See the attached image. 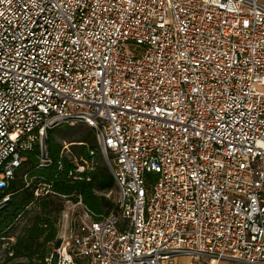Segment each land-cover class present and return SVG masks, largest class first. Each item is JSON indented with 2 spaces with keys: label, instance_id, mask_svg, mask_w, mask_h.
<instances>
[{
  "label": "built area",
  "instance_id": "built-area-1",
  "mask_svg": "<svg viewBox=\"0 0 264 264\" xmlns=\"http://www.w3.org/2000/svg\"><path fill=\"white\" fill-rule=\"evenodd\" d=\"M258 88L264 0H0V190L35 145L53 164L49 131L84 125L117 212L38 184L64 200L45 264H264ZM74 146L73 182L96 168Z\"/></svg>",
  "mask_w": 264,
  "mask_h": 264
},
{
  "label": "trees",
  "instance_id": "trees-1",
  "mask_svg": "<svg viewBox=\"0 0 264 264\" xmlns=\"http://www.w3.org/2000/svg\"><path fill=\"white\" fill-rule=\"evenodd\" d=\"M53 133L54 130L49 131L45 140L53 164L46 169L35 168L39 152L38 145H35L31 151L24 154L26 160L16 170L8 187L0 190V201L6 196L9 197V201L0 209V251L6 244L1 251L2 264H45V259L52 253L58 237L57 224L62 205L50 195L35 198L33 193L38 184L50 185L51 191L61 196H80L86 208L97 216L117 212L116 204L112 205L97 195V191L114 188L108 168L96 167L92 172H86L80 181L69 180L68 173L72 166L66 159L60 158L61 147L55 144ZM86 144L78 145L80 147L77 154L89 161V150L94 147L88 148ZM58 162L62 165L61 169ZM25 175L35 183L25 187ZM14 230L18 233L12 236Z\"/></svg>",
  "mask_w": 264,
  "mask_h": 264
},
{
  "label": "rangeland",
  "instance_id": "rangeland-1",
  "mask_svg": "<svg viewBox=\"0 0 264 264\" xmlns=\"http://www.w3.org/2000/svg\"><path fill=\"white\" fill-rule=\"evenodd\" d=\"M258 90L261 92H264V88H262V89L258 88ZM52 136L55 140V144L59 145L61 148H62V145L64 143H66V144L73 143L75 145H82V144L87 143L86 145L88 148L93 146L94 147L93 150L95 151V154H96L95 158H94L95 163H96V167H100V168L107 167V156L99 149L97 142H96V139H95V136H94V132L89 127L84 126V125L66 126L64 128L60 127L59 129L58 128L54 129V133ZM79 147L80 146H74L71 148V151L75 155H78L77 152H78ZM34 183L35 182L32 181V184H34ZM97 195L99 197L104 198L106 201H108L112 205L115 204L116 198L118 196L116 194V190L114 188L111 190H107V191H97ZM51 198L57 199V201H59V203L62 205V210H63L64 200L60 197H56L53 195H51ZM62 210H61V213H62ZM61 213H60V215H61ZM57 227H58V225H57ZM17 233H18V231L14 230L11 235L15 236ZM5 246H6V244H4L1 247V251L4 249ZM1 251H0V264L3 263V253ZM56 263H57V259L55 258V259H53V264H56Z\"/></svg>",
  "mask_w": 264,
  "mask_h": 264
},
{
  "label": "water",
  "instance_id": "water-1",
  "mask_svg": "<svg viewBox=\"0 0 264 264\" xmlns=\"http://www.w3.org/2000/svg\"><path fill=\"white\" fill-rule=\"evenodd\" d=\"M59 246H60V240H57L54 247L55 249H57Z\"/></svg>",
  "mask_w": 264,
  "mask_h": 264
}]
</instances>
